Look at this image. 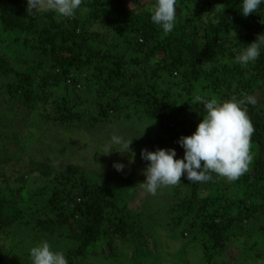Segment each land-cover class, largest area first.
<instances>
[{
	"label": "rangeland",
	"instance_id": "obj_1",
	"mask_svg": "<svg viewBox=\"0 0 264 264\" xmlns=\"http://www.w3.org/2000/svg\"><path fill=\"white\" fill-rule=\"evenodd\" d=\"M138 1L139 13L150 20L149 9L155 0ZM205 1L177 0L176 23L170 33H163L150 21L157 31V40L161 41L172 33L175 36L203 39L205 26L194 20L193 14L205 5ZM210 1L217 6L222 5L221 0ZM126 2L130 8H134L132 0ZM238 4L239 2L235 3V6ZM115 9L120 11L122 7L115 5L108 7L107 11L113 18ZM89 10V0H82L80 8L76 10L81 21H85ZM52 12L53 17L59 21H73V17H58ZM236 12L230 15V18L237 20L241 26L227 30L223 45L228 47L236 43L242 49L255 38H248L244 44L240 42V36H245L246 29L244 20H241L243 16L236 15ZM43 21L46 22L47 19ZM232 24H229L230 27ZM80 26L82 25L76 29L79 33L82 32ZM88 28L103 33L104 37L93 45L88 40L89 45L115 58L126 59L127 64L123 68L127 82L133 84L135 81L145 80L144 91L150 93H161L167 89L174 93L179 90L175 85L179 82L177 75L170 74L165 69H160L156 75H152L153 63L161 54L148 62L135 61L143 58L146 48V45H143L140 49L143 36L137 28L129 32L124 26L120 27L116 23L114 25L111 21L108 23L104 18L93 21ZM234 29H240V32ZM121 31L123 32L120 33ZM127 32L129 35L126 37ZM35 36L33 31L29 34L22 33L19 35L20 42L16 45L6 46L7 42H0V55L19 70L22 64L16 61L18 52L27 60L30 59L28 55L32 54L36 58L42 54L41 50L34 48ZM125 38L130 39L129 43ZM229 48L232 51L225 50L223 56L201 55L196 59V63L204 69L235 62L232 58L239 54L237 46ZM185 56H189L185 57V61L193 58L191 54ZM45 59H48L46 55ZM93 72L90 70L87 73H73L77 79L76 84H79V87H76L78 94L70 91L69 97L72 101L79 102L76 109L83 112V115L77 124H70L67 128H61L47 117L52 113L53 100L58 94L54 93L50 99L51 108L39 106V111L27 114L4 92L12 81L11 76L0 78V202L13 197L23 212L19 220L2 228L0 232L1 264H31L29 249L40 241H47L54 250H62L68 264H264V182L261 179H251L250 185L239 178L229 181L213 173V181L199 185L196 201L201 202L207 198L205 211L214 216L216 221L227 220V216L236 215L241 211L225 230V245L217 251L214 249L211 256L207 257L208 254L204 250L210 243L205 232L206 223H210V218L206 217L207 214L194 217L190 212H184L191 197L190 182L182 176L181 183L164 186L158 189L154 196L147 194L139 184L144 180L142 171L147 164V161L140 157L142 149L154 151L157 148H173L176 157H182L183 149L176 141L165 136L163 131L158 130L154 120L141 113L137 105H126V102L131 104V99L124 100L122 96L115 110H108L105 117L99 116L93 120L92 116L98 111L95 106L98 84L92 75ZM133 73L137 76H132ZM195 83L194 91L185 97L190 106L194 105L193 97L196 95L206 99L215 97L212 93L201 90L204 79ZM58 86L59 88H54L55 91L59 89L67 94L63 85ZM258 91L263 97L259 108L264 110V91ZM200 118V115L189 117L192 132ZM145 126L147 127L143 130ZM114 133L122 135L125 141L131 139L129 150L122 145H111L112 152L107 153L106 147ZM160 136L164 137L163 142H159ZM254 149L256 150L255 146L250 144L251 159L255 155ZM113 163L123 164V170H114ZM40 165L48 167V176L39 175ZM63 173L71 181H83L89 186L100 188L103 196L127 216L133 232L123 237L111 234V240L100 237L94 245L88 247L84 256L70 257L77 241L71 237L73 233L67 224L60 220V210L53 209L48 204L53 187H61L58 185L61 183L58 176ZM63 188L68 189L67 186ZM248 189L252 191L249 193ZM74 196L79 202L80 195ZM107 241H112L111 247Z\"/></svg>",
	"mask_w": 264,
	"mask_h": 264
},
{
	"label": "trees",
	"instance_id": "obj_2",
	"mask_svg": "<svg viewBox=\"0 0 264 264\" xmlns=\"http://www.w3.org/2000/svg\"><path fill=\"white\" fill-rule=\"evenodd\" d=\"M239 0H221L222 5L217 6L210 0L205 1L199 10L193 14V19L204 24V33L201 40L197 37L175 36L173 33L158 41L156 30L152 27L149 18L145 19L139 13V1L132 0L134 8L128 6L126 0H89V14L85 21L80 20V15L76 11L73 21L66 23L53 17V12L44 14L34 13L27 15L26 0H0V42H7L6 46L19 44V35L29 34L32 31L36 35V45L34 48L41 50V55L36 58L28 55L27 60L21 57L19 52L16 54V61L22 64V68L16 69L3 55H0V78L11 76L12 81L7 86L5 93H8L10 100L20 105L27 114L32 111H39L40 108H51V98L58 94L53 100L52 113L50 119L55 121L61 128H67L70 124H75L81 120L82 113L76 109L79 102L72 101L69 92L76 91L77 79L73 73H87L93 70L96 87L95 106L98 108L96 117H105L108 110L113 111L118 107L122 99L130 100L131 104L137 105L139 111L148 118L154 120L156 128L163 131L165 136L174 141L180 136H187L192 133V123L189 117L191 115L203 114L202 105L194 104L190 106L185 98L194 91L199 79H204L202 91L212 93L218 100H226L232 96L242 98L252 96L256 103L248 104L247 115L253 126V133L250 138V144L254 145L255 155L240 181L249 183L251 179H261L264 182V110L260 109V103L263 99L264 91V49L255 62L247 66H241L239 63H222L218 66L201 68L197 65L196 59L201 55L210 54L223 56L225 50L232 51L229 47L237 46V53L241 47L238 44L224 46L223 42L227 36V30L241 26L237 20L231 19L230 15H240ZM118 5L122 10L115 9L114 18L108 11V7ZM47 21H43V19ZM104 18L108 23L111 21L124 26L129 32L135 28L142 33V43L146 45L144 56L141 60L148 62L151 58L161 54L153 63L152 75H156L160 69H165L170 74L177 75L179 82L175 85L179 90L170 92L169 89L158 93L144 91V81H135L133 84L127 82L124 78L126 72L124 65L127 61L124 57L115 58L106 54L101 49H95L93 44L104 39L103 33L87 29L93 21ZM92 19V20H91ZM246 33L240 36L242 44L249 38H256L260 33L264 34V5H261L258 14H250L243 17ZM191 22V19L188 20ZM230 23H233L230 27ZM82 28V32H77V27ZM78 28V29H79ZM148 28H151L150 30ZM238 33L240 29H234ZM121 31L120 33H122ZM126 33V37L129 35ZM199 33L196 34L198 36ZM126 39V38H125ZM89 42L92 45H89ZM129 38L126 39L129 43ZM255 40V39H253ZM26 52H29L25 50ZM36 53V52H34ZM185 54L193 55L191 60H186ZM45 55L48 57L47 61ZM195 55V57H194ZM44 58V59H43ZM168 61V62H167ZM42 70V72H40ZM132 76L136 77V73ZM145 79L146 77L143 76ZM57 85H54V84ZM58 84L66 88L67 94L54 90L59 88ZM182 97V98H181ZM77 98H79L77 96ZM181 98V99H180ZM183 99V100H182ZM46 115V114H45ZM77 124V123H76ZM164 137H159V142H163ZM253 147V146H252ZM254 148V147H253ZM1 164V161H0ZM38 173L40 176H48L49 169L45 165H40ZM1 176V174H0ZM58 185L53 187V193L49 199L51 208L60 210L58 214L60 220L67 224L73 233L71 237L77 241V245L70 257L84 256L86 250L94 245L98 238L113 236L123 237L133 232L132 225L126 215L121 212L117 206L103 196V192L97 186H89L83 181H71L64 173L60 174ZM63 179V180H62ZM213 181V180H210ZM201 182H190L191 197L185 205V213L194 217H200L206 213L208 200L202 199L196 201L197 189ZM67 186L68 189L63 187ZM252 189H248L250 193ZM74 194H79L81 199L77 202ZM211 204V202H209ZM243 201L240 203L242 204ZM231 205L228 203V208ZM241 211L236 215L227 216V220L216 221L212 215H206L210 218V223H206V239L210 243L206 245L204 252L210 257L214 249L223 247L226 241L225 230L233 222ZM23 215L18 207L15 198H8L5 202H0V232L2 228L14 224ZM216 216V213H215ZM203 218V217H202ZM110 239V238H109ZM111 240V239H110ZM112 241H107L111 247ZM1 264V258H0Z\"/></svg>",
	"mask_w": 264,
	"mask_h": 264
},
{
	"label": "clouds",
	"instance_id": "obj_3",
	"mask_svg": "<svg viewBox=\"0 0 264 264\" xmlns=\"http://www.w3.org/2000/svg\"><path fill=\"white\" fill-rule=\"evenodd\" d=\"M81 4L82 0H26L25 11L27 15L54 11L58 17L72 18ZM261 5H264V0H239V13L243 17L258 14ZM176 6L177 0H155L149 9L150 21L163 33H170L176 23ZM262 49L264 34L260 33L232 59L241 66H247L255 62ZM255 103L252 96H232L226 100L194 96L193 104L202 105L203 114H200L195 130L190 135L180 136L176 141L183 149L182 157H176L173 148H157L154 151L142 149L140 157L147 164L142 171L144 180L139 183L140 187L154 196L164 186L181 183L182 176L189 182L201 183L212 180L213 173L229 181L238 179L251 162L249 148L254 129L246 105ZM130 143L131 139L125 141L122 135L114 133L106 151L112 152L111 145H122L129 150ZM113 168L120 172L124 165L113 163ZM29 257L31 264H68L65 253L54 250L47 241H40L30 247Z\"/></svg>",
	"mask_w": 264,
	"mask_h": 264
}]
</instances>
